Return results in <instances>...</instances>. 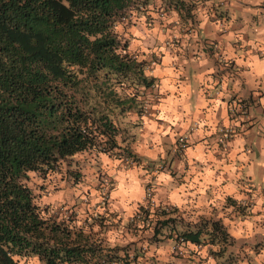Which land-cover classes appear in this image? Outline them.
Segmentation results:
<instances>
[{
	"label": "trees",
	"instance_id": "trees-1",
	"mask_svg": "<svg viewBox=\"0 0 264 264\" xmlns=\"http://www.w3.org/2000/svg\"><path fill=\"white\" fill-rule=\"evenodd\" d=\"M196 1L0 0V264H26L33 257L43 264H158L146 253L161 239L181 236L186 243L219 246L228 241L219 220L200 219L179 231L162 210L142 229L136 226L140 219L125 226L131 235L151 229L144 250L142 237L113 247L103 233L122 221L112 216L116 222L109 226L106 216L91 218L86 235L75 228L77 204L45 201L56 176L84 181V167L81 173L69 168L79 154L85 168L95 166L98 181L100 167L90 159L116 146L110 115L136 105L140 88L153 83L144 75L145 61L129 51L133 11L148 26L163 22L149 11L191 20ZM117 23L122 32H114ZM142 207L140 213L151 215ZM96 224L99 232L92 230Z\"/></svg>",
	"mask_w": 264,
	"mask_h": 264
},
{
	"label": "clouds",
	"instance_id": "clouds-1",
	"mask_svg": "<svg viewBox=\"0 0 264 264\" xmlns=\"http://www.w3.org/2000/svg\"><path fill=\"white\" fill-rule=\"evenodd\" d=\"M162 2L163 0H156L157 6ZM213 3L224 4V0H207L209 9ZM260 5H264V0H230L229 3L224 4V7L230 10L231 22L217 21L210 26L213 31L203 34L211 41L217 39L216 32H226V35L220 38V43L216 45L220 50L216 59L220 60L223 67L235 61L236 75L224 76L223 82L213 78L217 68L202 50L203 45L197 43L201 38L195 32L191 36L181 34L182 25L175 12L172 13L171 18H167L158 17L156 13L149 11L154 20L165 21V29L167 24L173 21L177 25L173 29L162 30L157 24L149 31L144 24L145 17L140 16L137 20V14L133 11V20L139 28H132L129 31L138 38L133 39L131 45L133 50L138 48L141 53L137 62L148 59L153 54L160 61L156 63L150 60L152 71L144 73L147 77L156 78L157 83L153 86L155 95L147 96L143 106L145 113L143 116L132 117V123L140 125L138 128L130 129V132L137 137L136 143L132 145V151L142 163L137 166L131 160L125 163L122 159L110 160L108 155L100 154L103 170L114 183L109 184L108 179H105L102 191H97L94 185L99 181L92 178V183L88 187L82 186L84 192L91 191L90 196L84 197L81 193H76L81 200L87 201L77 210L76 229L83 228L87 235L89 228L84 225V220L88 219L89 223H92L91 218L100 216L108 217L105 223L110 226L116 222L111 218L112 214L116 213L117 221L122 223L118 228L110 227V230L103 233L108 244L114 247L118 242H133L136 237L124 231L129 219L140 213L141 206L149 209L151 213L149 218L153 219L155 210L160 207L163 198L165 207L175 206L181 211L193 213L191 216L193 221L202 215L205 217L213 215L212 208H215V218L224 220V224L229 226L230 235L237 241L242 239L252 241L257 235L264 238V227L260 226L264 223V195H261L260 191L264 187V172L261 171L264 169V138L250 139L252 134L241 126L245 117L242 115L235 119L229 117L230 111L233 116L235 112L240 111V105L235 101L231 105L227 102L234 94L244 96L247 90H252L259 96L260 93L256 89L264 90V17H261L264 9L260 8ZM151 8L150 4L149 10ZM236 9L241 11L237 12ZM195 14L200 21L199 28L203 32L205 26L209 25L208 10L198 8ZM238 15L243 17L244 27L236 32L228 31ZM252 16L260 17L259 26L252 22ZM123 29L124 25L120 23L113 28L117 33L122 32ZM245 34L250 39L245 40ZM173 40L180 41V45L173 44ZM234 43H239V47L234 48ZM187 53L195 54V58L191 56L186 58ZM133 55L137 56L135 53ZM242 83L246 88L242 89ZM259 103L264 106V99ZM236 129H240V132ZM254 131L257 132V136L260 132H264V118H260L258 128ZM214 136L215 138L211 139ZM120 139V136L116 137L117 143H120ZM178 140L184 146L183 158L173 165V170L176 172V177L173 178L167 168L164 171L160 169L170 159L168 152L175 154L178 150ZM185 141H187L186 145ZM221 144L223 149L220 147ZM257 146L259 158L252 151V148ZM129 164L131 167L128 166ZM149 164L154 166V170L146 167ZM185 164L188 166L187 170ZM181 178L183 183L179 182ZM149 184L152 185L150 189L147 188ZM249 185L257 189L252 192L251 199L245 194L251 192ZM60 187L63 188L64 185L60 184ZM153 193L155 195H152ZM63 196L64 192H60L51 198V202L60 201V204H63ZM105 196H107V207H105ZM227 197H231L238 206L251 204L252 206L248 208L251 214L256 212L262 214L230 220L227 217L235 212V208L230 205L225 207ZM45 201L49 202L48 197H45ZM53 211H56V208ZM136 226L142 229L145 224L138 221ZM69 229H73L72 224H69ZM92 230L99 232L100 225L96 224ZM149 231L151 232V229ZM125 234L127 240H123ZM186 244L187 247L180 248L183 260H188L190 254L194 252L196 256H191L193 264H201V261L204 264H217L216 259L209 255V248L213 252H219V245L209 244L199 247L191 242ZM143 247H146V244ZM245 251L249 250L245 249ZM154 253L157 259L167 258L173 253V248L153 246L146 255L151 258ZM249 255L254 257L255 264L264 261V249L259 256H255L250 251ZM29 264H39V261L33 258ZM177 264H182V261ZM243 264L248 262L244 261Z\"/></svg>",
	"mask_w": 264,
	"mask_h": 264
},
{
	"label": "crops",
	"instance_id": "crops-1",
	"mask_svg": "<svg viewBox=\"0 0 264 264\" xmlns=\"http://www.w3.org/2000/svg\"><path fill=\"white\" fill-rule=\"evenodd\" d=\"M196 2H197V6L195 8V11L192 12V15H191L192 19L187 20L185 23H181L182 24L181 34L191 36L195 32L196 35L201 38L200 40L197 41V43L203 45L202 50L207 54L208 58L212 60L213 66L217 68V72L213 74V78L219 82H223L224 76H226L228 74H232L233 76L236 75L234 72L235 67H236L235 61H233L227 67H223L221 65L220 60L216 59L217 53L220 51L216 47V45L220 43V38L223 37L224 35H226V32H216L217 39H214L211 41H209V39L205 38L203 34L210 32V31H213V29L210 26L212 24L216 23L217 21H222L224 23L231 22L232 16L230 14V10L224 7V4L229 3L230 0H224V4L213 3V5L211 6L210 9L208 8L207 0H197ZM245 7H248V5H245ZM259 7L264 9V5H260ZM198 8H200L201 10L207 9L208 13H209V25L205 26V29L203 30V32L199 28L200 21L197 19V16L195 14L196 10ZM235 11L239 12V11H241V9H236ZM261 17H264V12H261ZM242 20H243V17L238 15L235 23L232 25V28L229 29L228 31L236 32V31L240 30L241 28H243L244 25L242 23ZM251 20L253 23L257 24V26H259L260 17L252 16ZM249 28H251V25H249ZM130 37H131V40L129 41V48L132 49V47H131L132 40L138 39V38L132 37V36H130ZM244 39L248 40V39H250V37L247 34H245ZM189 42L191 43V41H189ZM173 44H176L177 46H179L180 41L175 40V42H173ZM233 47L238 48L239 43H234ZM133 52L135 53V55H137L136 57L138 59V56L141 55V53L139 52V49L137 48V49L133 50ZM153 55H152V57H153ZM178 55H179V53H178ZM188 56H191V58H193V59L195 58V54H193V53H187L186 58H188ZM152 57L145 59V60H142V61L146 62V65L144 66V73L146 71L147 72L152 71L151 65H150V67H148V65H149L148 61ZM156 63H160V61L158 59H156ZM221 68H222V70H221ZM241 70L243 71V69H241ZM147 78L152 79L153 83H155V84L157 83V80L155 77H147ZM181 79H184V78L181 77ZM217 87H219V84H217ZM241 87H242V89L246 88V86L243 83L241 84ZM229 90H231V85H229ZM148 91L149 90L146 89L145 94L147 93L149 95ZM256 91L260 93L259 96L255 95L252 90H247L244 96H239V94H234L232 96L231 100H229L227 102L229 105H231L235 101L240 105V111L235 112V116H233L232 111L229 112L230 119H235L236 117H239L241 115L244 116L245 120L242 121L241 126L245 128V131L252 134L250 139L256 138L257 140H259L260 138H264V132H260L259 136H257V132L254 130L258 128V125L260 123V118H264V106H261L259 103V101L261 99H264V90L256 89ZM152 92L155 94L154 89L152 90ZM148 95H146V98ZM139 98L140 97H138V99H137V104L133 105L131 108H129L125 111H122V112L119 111V109H114L113 113L110 115V118L114 121L115 126H116L115 139L117 136H120L121 137L120 143H117V140H116L115 141L116 146L113 149L109 150L107 153L99 152L96 155H91L93 157L92 159H90L91 164L92 163H93V165L97 164V166L100 167V170L105 174L106 177H107V173L104 172V170H103V166H102L103 161L101 160L100 154L108 155L109 159L111 160L113 158L120 159L119 154L125 153L126 155L129 154L133 158V163L136 164L137 166H139L142 163V160L138 156H136L134 154V152L132 151V145L136 143L137 137L130 132L131 128L140 127L139 124H133L132 123L133 115L142 116V115H140V111H139L140 107H141V99H139ZM217 116L219 118V113L217 114ZM236 131L240 132V129H236ZM214 138H215V136L212 137L211 139H214ZM230 138L231 137L229 136V139ZM249 146H251V145H249ZM220 147H221V149H223V144H221ZM252 151L256 154V157L259 158L258 146L255 148H252ZM83 155L84 154H81V156H83ZM168 156L170 157V159L162 165L160 171H164L165 168H167L171 172V175L173 176V178H175L176 172H175V170H173V165L176 162H178L180 159L183 158V152L180 153L179 151H176V153L173 154L171 151H169ZM86 165H88V163H86ZM128 166L131 167L130 164ZM146 167L149 170H154V166L151 164L147 165ZM187 167H188L187 164H185L186 170H187ZM261 171L264 172V169H262ZM107 178L110 179L111 184L114 183V181H112L110 177H107ZM154 179H155V177H153V180ZM249 179H251V178H249ZM179 182L183 183L184 182L183 178H181V180ZM249 187L251 188V192H248L245 194L249 196V199H251L252 192H255L257 189L255 187H253L252 185H249ZM110 191H111V189H110ZM260 191H261V195H264V187H262ZM90 195H91V193H90ZM154 195H155V193H154ZM226 199H227V204L225 207L230 205V206H233L235 208V212L233 214H229L227 217L230 220L235 221V219H237V218H247L250 215L259 216L262 214L260 212H256L255 214L249 213L248 208H250L252 206L251 204H249L247 206H238L236 204V202L231 197H227ZM161 206L163 207V210L165 213L164 216L172 217V218L182 217L184 219H187V220H189V223H187V226L194 225L200 219L219 220L223 224V226L225 227V230L227 232V238H228V241L226 243H223V244L220 243V246L223 250L217 256V255L212 254L211 253L212 249L209 248V255L212 256L214 259H216L217 264H243L244 261H247L248 264H255L254 257L252 255H249V251L251 253H253L255 256H259L261 250L264 249V238H261L259 235L255 236L252 241H246L243 239L240 241H237L234 237H232L229 233V226H226L224 224V220L215 218V215H216V209L215 208H212L213 215H210L207 217L202 215V216L197 217L196 221H193L191 219V216L193 215V213H189L186 210L181 211L180 209L175 208V206L165 207L163 198L161 199ZM169 210H174V212L172 211V212H169L167 214V212ZM222 211H223V209H222ZM193 212H195V210H193ZM117 215L118 214H116V213L112 214V216H114L113 218L115 220H117L116 219ZM84 223L87 226L89 223V220L85 219ZM174 225L176 226L175 222H174ZM260 226L264 227V223H261ZM118 227H119V225H118ZM144 231L148 232L149 230H144ZM125 233H127V232L125 231ZM141 234H142V231H139L137 233V235L132 234L133 237H136L135 241H133V242H138L140 237H142ZM143 236H146V235L143 234ZM127 238L128 237L126 234L123 235V240H127ZM106 241H107V239H106ZM173 242H174L173 239L170 237H168L167 239H161L156 243H151L149 245V251L152 250L153 246H155L156 248H160L161 246H163L165 248L171 247ZM124 244H126V243L118 242L115 245H124ZM207 245H209V244L203 243V244H201L200 247H204ZM186 247H187V244H186ZM245 249H248L249 251H245ZM191 256H196V253L193 252L192 255H190L188 260H183L184 258L177 257L173 253L169 254V256L167 258L157 259L155 253L153 254L152 257H154L155 260H157L158 264H177V262H181V261H182V264H193V262L191 260ZM33 258H36V257H33ZM33 258H31L30 260H32ZM29 261L26 264H29ZM142 263H145V261L142 260ZM39 264H43V263L39 261ZM201 264H204V262L201 261ZM261 264H264V261H262Z\"/></svg>",
	"mask_w": 264,
	"mask_h": 264
},
{
	"label": "rangeland",
	"instance_id": "rangeland-1",
	"mask_svg": "<svg viewBox=\"0 0 264 264\" xmlns=\"http://www.w3.org/2000/svg\"><path fill=\"white\" fill-rule=\"evenodd\" d=\"M171 15H172V13L168 14L167 18H171ZM187 20H190V19H188V18L187 19L186 18H179L180 24L181 23H185ZM162 21H163L162 23H159L158 21L151 22V24L148 26V25L145 24V20H144V24L149 29V31L152 29V27H155L157 24H159V26L161 27L162 30L173 29V28H175L177 26L176 22L173 21L172 23L167 24L166 29H165V21L163 19H162ZM132 28H139V25L136 23L135 25L130 27V29H132ZM129 33H130V36L134 37L130 31H129ZM173 42H175V40H173L172 43ZM129 51L134 54V52H133V50L131 48H129ZM154 58H155V54L153 55V57L150 60H153ZM150 60L148 61L149 62L148 67H150ZM75 159H76V161L69 168L72 169V170H75V169L79 170L80 173H81V167H84L83 170H82V171L86 172L85 175H84V181H82L79 184H72V182L70 180H61L60 176H58V179H57V176H56L55 177V181L48 185V192H47L46 197H48V201L49 202H51V198L53 196H55L56 194H58L60 192H64V196L62 197V199L64 200V203H66L69 206L72 205V204H77L78 208H80L83 203L87 202V201L81 200L80 197L76 195V193L79 192L84 197L90 196L91 191H88V193L84 192L83 191V187H88L92 183V178H95V180H97L96 179V173L93 172L95 168H92V167L91 168H85L86 164L84 163V161H81L82 160L81 159V154L77 155L75 157ZM81 165H84V166H81ZM97 174L100 176V177H98V181H99L100 185L95 184L94 187H95V190L102 191V188L104 187V185H103L101 176H105V174L101 170H97ZM60 184H63L64 187L61 188ZM109 192H110V189H109ZM51 203L56 205V206L60 205V201H55V202H51ZM106 205H107V201L105 202V206ZM172 211L174 212V210H169L167 212V214L169 212H172ZM153 222L154 221H151V220L148 221V222L143 221V223L145 225H149V224H151ZM174 222L176 224L175 227L178 228L179 231H180L182 226H186L187 223H189V220L184 219L182 217H175V218L171 219L170 223L174 224ZM143 234H145L146 236H143ZM141 236H142V240H146V242L143 241L141 244L145 245L146 243H148V241L151 240L150 237L152 236V234L149 231L148 232L142 231ZM144 249L145 248L143 247V250ZM131 254H133V252H131Z\"/></svg>",
	"mask_w": 264,
	"mask_h": 264
},
{
	"label": "built area",
	"instance_id": "built-area-1",
	"mask_svg": "<svg viewBox=\"0 0 264 264\" xmlns=\"http://www.w3.org/2000/svg\"><path fill=\"white\" fill-rule=\"evenodd\" d=\"M156 59H158L156 56H155V58L152 60V61H154V62H156ZM151 65V64H150ZM155 85V83H152V84H150L148 87H141L140 88V94H139V96L141 97V107H140V115H144L145 113H144V108H143V106H144V103H145V101H146V95H148L147 93L145 94V90L147 89V90H149L148 92H149V94H152V95H155L153 92H152V90L154 89V86ZM184 144L186 145L187 144V141H185L184 142ZM177 145L179 146V148H178V150L177 151H179L180 153H182L183 152V150H184V146L183 145H181L180 144V141L178 140L177 141ZM97 146H98V148H100V149H102V150H104V148H102L101 147V145L100 144H97ZM108 151H106V153H107ZM119 158L120 159H122L125 163H127L129 160H131L132 162H133V158L131 157V156H129V155H126L125 153H120L119 154ZM101 179H102V182H103V185H104V181H105V179H108L106 176H101ZM108 181H109V184H111V181H110V179H108ZM152 187V185L151 184H149V185H147V188H151ZM152 195H154V193L152 194ZM107 201V196H105V202ZM151 206V205H150ZM105 207H107V205L105 206ZM143 209L142 210H148L149 211V209H147V208H144V207H142ZM163 210V207L160 205V207H157L156 208V210H155V213H160V211H162ZM149 213H150V211H149ZM142 214V215H141ZM151 214V213H150ZM150 217V215L149 216H146V212H142V213H137L136 215H135V217L134 218H130L129 219V223H131L134 219H140L142 222L143 221H145V222H148V221H150L151 219L149 218ZM84 225H85V223H84ZM174 242H173V244L171 245V247L173 248V254H175L177 257H181V258H183V253L182 252H180V248H181V246H184V247H186V242H185V240L183 239V237H181V236H176L175 237V239L173 240ZM197 246H201V244H197ZM190 255H192V253L190 254ZM103 261V260H102Z\"/></svg>",
	"mask_w": 264,
	"mask_h": 264
}]
</instances>
